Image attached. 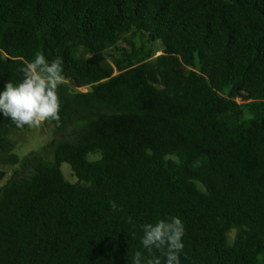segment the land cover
<instances>
[{
    "label": "trees",
    "instance_id": "trees-1",
    "mask_svg": "<svg viewBox=\"0 0 264 264\" xmlns=\"http://www.w3.org/2000/svg\"><path fill=\"white\" fill-rule=\"evenodd\" d=\"M37 52L58 137L22 156L0 115V264H132L170 216L181 264H264V0H0V91Z\"/></svg>",
    "mask_w": 264,
    "mask_h": 264
},
{
    "label": "clouds",
    "instance_id": "clouds-1",
    "mask_svg": "<svg viewBox=\"0 0 264 264\" xmlns=\"http://www.w3.org/2000/svg\"><path fill=\"white\" fill-rule=\"evenodd\" d=\"M62 65L60 58L49 61L40 52L35 53L31 61H25L19 69L23 78L16 84L7 81L0 91V115L18 128H39L52 121L59 126L61 100L58 90L66 82ZM109 207L112 212L123 210L115 201H111ZM128 223H133L131 217ZM140 229L143 251L134 252L132 264H181L185 248V226L181 218L157 219L155 223L141 224Z\"/></svg>",
    "mask_w": 264,
    "mask_h": 264
},
{
    "label": "rangeland",
    "instance_id": "rangeland-1",
    "mask_svg": "<svg viewBox=\"0 0 264 264\" xmlns=\"http://www.w3.org/2000/svg\"><path fill=\"white\" fill-rule=\"evenodd\" d=\"M159 45L155 46V48H159ZM160 50V49H158ZM161 51L158 52L157 55H160ZM81 92H86L88 88L79 89ZM58 136L55 135L54 127L49 125L45 122L41 127L39 128H30L26 132H22L21 134L17 135V141H18V152L22 156L30 155L34 152L42 151L43 149L49 147V145L54 142L57 139ZM46 150V149H45ZM46 155V159L49 162L53 161V154L49 153L48 151H43ZM62 171L65 174V176L68 178L70 183H75L77 179L73 176L72 169L69 164L64 163L62 165ZM6 172L8 173L7 178L2 182L0 185V188L9 180L12 176V170L6 169ZM231 237H234V233L231 235Z\"/></svg>",
    "mask_w": 264,
    "mask_h": 264
},
{
    "label": "water",
    "instance_id": "water-1",
    "mask_svg": "<svg viewBox=\"0 0 264 264\" xmlns=\"http://www.w3.org/2000/svg\"><path fill=\"white\" fill-rule=\"evenodd\" d=\"M7 176H8V173L6 172V170H2L0 168V185L7 178Z\"/></svg>",
    "mask_w": 264,
    "mask_h": 264
}]
</instances>
